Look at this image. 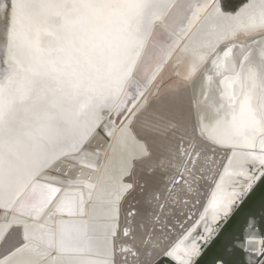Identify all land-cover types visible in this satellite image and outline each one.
I'll return each mask as SVG.
<instances>
[{"label":"snow or ice","instance_id":"6c2138e0","mask_svg":"<svg viewBox=\"0 0 264 264\" xmlns=\"http://www.w3.org/2000/svg\"><path fill=\"white\" fill-rule=\"evenodd\" d=\"M179 65L185 88L205 69L207 103L146 117ZM157 173L141 213L139 177ZM257 195L264 0H0V264H208L213 249L210 264H264V216L229 235Z\"/></svg>","mask_w":264,"mask_h":264},{"label":"bare ground","instance_id":"6f19581e","mask_svg":"<svg viewBox=\"0 0 264 264\" xmlns=\"http://www.w3.org/2000/svg\"><path fill=\"white\" fill-rule=\"evenodd\" d=\"M235 51L236 50L234 49V52ZM206 69H207V74L213 75V84H212V88H213V85H216V80H217V77L214 75L215 69L212 67L210 63L206 66ZM175 71H180L181 73H184L185 66L179 65L176 66L175 68L169 66L163 73L162 77L158 79L156 86L151 90L150 95L147 98L149 101V109L148 112L146 113V117L150 118L151 115L155 113L157 110L166 111L172 105L179 104L182 106L185 115H187L190 118H194L197 111L195 102L199 100L204 104L207 103V101L204 99V96L210 93H207V89L205 87V77H204L205 69H202L199 73L196 74L193 82L187 88L182 86L183 81L175 76L174 74ZM177 85H180V87L177 88ZM157 89H159L158 92ZM101 154L103 155V152H101ZM125 179L127 180V178ZM139 179L141 183H144L145 181L147 182V188L143 195L138 192L135 196V199L132 200V203L136 205V208H138L141 213H143L149 208V205L146 204L145 202L147 194L149 192H156V191L163 193V190L165 188V177L162 174L157 173L154 176L141 175ZM180 182L181 181H179L178 178V183ZM257 198L258 195L253 200L252 204L249 206V209H252L253 208L252 206L255 203L257 204L256 202ZM262 200L264 201V199ZM127 207L128 205L125 204L121 210V217H120L121 228L124 226V215ZM151 207L154 208L155 204L151 205ZM185 210L187 211L188 209ZM191 211L193 213V219L189 220L185 225V227H191V225L195 222V220L199 218V214L203 212V207H201L200 204H197L195 208L191 209ZM242 214L243 212L239 216H237V218L233 222L232 228L230 229V233H229L230 236L232 234L231 232L234 229L235 224L237 222H242L244 220ZM60 218L61 217H59L58 215H50L49 217H46V219L50 220L53 223L58 221ZM180 232H181L180 229H176L173 235V239L178 237L180 235ZM121 239H125V238L121 237ZM213 250H212V255L214 253ZM207 258H209V255L205 257V259ZM129 259H131V257H129ZM245 260H246V255L244 253V260H243L244 263L241 264H245Z\"/></svg>","mask_w":264,"mask_h":264},{"label":"water","instance_id":"95a60500","mask_svg":"<svg viewBox=\"0 0 264 264\" xmlns=\"http://www.w3.org/2000/svg\"><path fill=\"white\" fill-rule=\"evenodd\" d=\"M250 0H219V2L230 12H234L239 9L240 6L243 4L249 2ZM216 88V85H213V89ZM264 199L260 195H258V198L256 199L257 204L255 203L252 207V209H247L243 212L242 217H244V220L242 222H237L234 226V229L232 230V235L235 236L237 240L243 238L248 234V225L246 223V217L248 216L249 211H254L257 213L256 220H257V227H260L259 221L260 217L264 216V208H261V204L264 203L262 200ZM212 248V246H210ZM216 249L213 251L215 252ZM209 258L205 259V261L210 264L211 257H212V252H209ZM228 259L231 262V264H241L244 263V253L240 251H230L228 253Z\"/></svg>","mask_w":264,"mask_h":264}]
</instances>
